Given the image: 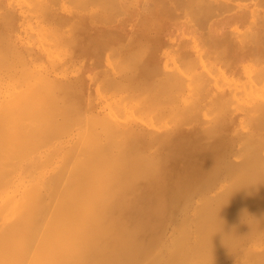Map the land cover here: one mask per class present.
Here are the masks:
<instances>
[{"label": "bare ground", "instance_id": "6f19581e", "mask_svg": "<svg viewBox=\"0 0 264 264\" xmlns=\"http://www.w3.org/2000/svg\"><path fill=\"white\" fill-rule=\"evenodd\" d=\"M103 1L115 2V0H102V2ZM118 1H120V4H123L122 0ZM140 1H142L143 4H145V2H148V0ZM155 1L161 2L162 8H165L166 12L165 14L161 12L166 16L165 18H160L161 27H164L166 23L172 24V21L180 18L182 20L179 22L182 24L192 21L194 23L197 22L200 27L207 29V31L203 29L205 31H203V33L207 34L210 37L228 40L232 38L233 35H235L233 28L235 27L234 25L246 21V16L239 11L240 9L233 12L231 11L234 8L233 6L235 5H230V1L227 2L228 4H226L227 0H223V2H217L218 0ZM263 1L264 0H262V2ZM95 2H97V0ZM151 2L149 0V3ZM260 2L261 1L259 0V3ZM33 3H37L35 4V7L37 6L38 9H45L51 13L52 8L50 0H38V2L33 0ZM68 3L70 4L71 1ZM77 3L79 6V1H77ZM142 3L141 5H143ZM259 3L255 0L254 4L264 6L263 4ZM148 5L149 6H147V8H153L151 7L153 4ZM106 6L107 8L109 6L111 7V5ZM116 6L119 7V5ZM74 7H76V5ZM100 7L102 6L100 5ZM115 9H117V7ZM103 10L105 11L104 8ZM139 14L140 13H138L137 15ZM155 16L156 15H154V18L158 17ZM4 17L11 19L9 13H3L0 9V20H2ZM260 17L261 18L259 19L261 20L262 16ZM139 20L136 19L137 22ZM250 23L248 21V25L252 27L253 23ZM238 31L239 32L237 35L241 34V36L239 35L241 38H239L242 40L243 30L241 31L242 33L240 32V30ZM42 34L43 30L41 31L40 37ZM251 35L249 36L252 37L253 35ZM36 37L39 40L38 35ZM205 37L206 36L204 35V38ZM261 39V42L264 43L263 37H261ZM48 40H50V37L48 38ZM128 40L126 39V41ZM133 42L134 41H132V43ZM205 42H207V39ZM253 42L252 44H254ZM165 43L166 40L163 43L160 41L161 45ZM127 44L128 46L130 45V43ZM143 46L145 47L146 45ZM253 46H251V48ZM48 48L51 49L49 46ZM148 48H150V46ZM46 49L44 48V50ZM150 50L152 51V48ZM141 51L142 53H144L143 50ZM133 52H135V54L133 53V57H135V55L137 54L136 48ZM49 53L50 55L52 54L51 52ZM182 53L185 57H188L189 55L188 50H186L184 47L182 48ZM131 54L132 53H130V55ZM144 54L142 58L145 57ZM54 55L56 56L55 52ZM136 56V58H138V54ZM171 56L172 55H170V57ZM106 58H108V56ZM119 59L121 60V58ZM245 59L246 54L240 53L234 55L230 60L228 68H230L233 72H237ZM0 60L3 61L2 59ZM7 60L3 62L6 63ZM207 61L208 60H206V62ZM15 62L19 63L17 61ZM119 62L116 64V67L114 66L115 63H113L114 69L118 67L117 65L119 64ZM164 64L165 59L163 66ZM2 65L4 64H1V66ZM124 66H126L125 63ZM156 66H159V58H157ZM249 66L251 67L250 64ZM145 67L147 66L145 65ZM120 68L121 67L119 66L118 69L120 70ZM131 68L132 67H130L129 69ZM147 68L148 71L152 70L154 72L153 69L149 70V67ZM23 71H25V74L28 73L30 75L31 81H27L25 78L19 76L23 75L22 73L19 74ZM26 71L28 72L26 73ZM29 71V68L17 71L19 75L16 76L20 77V80L19 78L16 79L19 80V83L21 84L20 81H23V79L28 82L24 85L23 88H19V91H17L19 83L16 82L18 83V86L15 84L16 80L14 77L16 76H12V74L8 75V79L10 78V76L11 78H14L12 80H15V86H13L14 84L12 86L17 90H13L15 94H11L13 92L9 91V94H11L10 96L4 98L1 97L0 99V264H175L174 262H179L178 259L180 258V256L178 257V251H180L179 246L181 247L182 245V238H180L181 240H179V238H177L178 236H170L171 234L168 231L170 235H168L169 239L166 241L163 240L162 233L163 230L168 226V224H171L172 230H174L173 232H171L172 235L173 233H179L180 229H184L183 231L185 233L182 232V234L184 233L185 235H187L188 232L185 225L187 223V220H189L190 223L192 222L193 229L191 230V232L195 234V238L192 243L189 244L190 246H188L187 244V247L184 246V248H186V250L188 251V255L192 253V256L189 257L185 254V257L183 256L181 260L183 259L185 261L184 264H196L201 261L196 260V257H198L197 254L204 249L209 250L211 248L212 234L215 230L218 231L219 229H222L223 225L225 224L224 221L226 220V218H228L230 213L233 212L234 214L235 211L236 213H240L242 216H245L243 215V213L245 214V212L241 213V210L243 209L242 211H244L245 208H243L242 205V208H240V198L242 194L248 193V191L245 192L244 190H229L227 186L231 183L234 186L237 184L238 187L239 183L243 182L244 180L253 179L251 177V174L254 175L255 173H253L252 171H264V160H262L264 158L260 157L258 154L259 152L264 151H262V149L261 151H259V148H257L256 146V144H258L259 146L261 143L260 141L264 140V129H260V127H251L252 129H249L244 133L239 132L236 134L234 133L235 135L231 134V130L233 128L232 123L241 111L224 113L223 115L216 117L212 122L209 120L210 123L207 125L197 124L196 126L188 129H183L176 126L163 132L152 130L149 125L146 124V122H143V119H140V117H138L139 120L137 121L113 120L111 125L109 124L111 130L110 132L108 131V133H111L112 131L113 134L117 133L119 135L128 137L132 141L131 146H133V150L136 149L134 151L132 150V153L131 151H129V153L131 154H129L128 156L126 154L128 152V148H126L128 147V145L126 146L124 145V143H122V145H118V143H116L117 139L115 140L114 138H112V134L109 139H114L115 143L117 144V149L115 147V143L113 144L115 147L114 149H116L113 150V152L115 151L114 155L118 154L120 156H111V154L113 153L111 151V144L114 141L110 142L109 139L105 138L106 140H109L108 142H110V147L108 149L109 144H105V147V145L103 144L104 142L106 143V141H102V144V142L99 141L98 138V140H92L93 144L90 142L91 138L90 140L88 138L89 143L92 144H90L91 146H89L88 142L86 141L87 137L82 142H87L84 143L89 146V150L92 153L90 154L88 150H82L84 148L78 149L80 151L82 150L83 154L88 151L90 156L88 155V153H86L87 155H84L87 157H83V155L77 157L81 154L78 151L80 154L77 155L76 158H74L76 153L74 152L75 155H73L72 151L73 149L75 151L74 146L76 147V144L74 143L72 150L68 151L69 147V149H71V146H68V143L70 141L65 140L64 138L55 143L54 148H44L42 150L43 152H37L34 150L37 149L36 144H38L37 147H39L40 144L42 146L44 144H47L46 142H49L51 138L48 140L46 137L49 138L53 136H46V134L48 135L49 132L52 131V128L55 129L59 126L57 125L58 119L54 122L56 116H58L57 112H59V110L57 112L55 111L53 118L54 120L52 119L53 115L51 116V113L55 108H60L56 106L60 102L56 103V105L52 103L58 102L59 100H57L59 96L56 94L58 96L57 97L51 91V89L54 88L53 85H56L55 87L57 90L63 89L65 91H68L66 85L69 84L72 87V90H74L75 93L77 92V96L83 95L85 89H83V87H78L76 84L77 82L74 80H71L69 83L66 82L65 84H63V82L62 84H60L55 82V79H53L49 73L43 75H31L32 73H29ZM12 73L13 75L15 74V72ZM249 73H247V76ZM29 75L26 78L29 79ZM132 75L133 74L129 76L127 74V77L129 76L131 78ZM23 76L25 77V75ZM34 77L38 78V80L36 81ZM110 80H112V78ZM114 80V82H118L116 81V79ZM231 80H233V78ZM120 82L121 81H119L118 86L121 85ZM253 82L255 84L258 83L257 81ZM113 84L114 83H112L111 85ZM96 87L97 86H95V88ZM123 87L125 86L123 85ZM241 87L244 86L242 85ZM106 88H108V86H106ZM114 89L119 90L118 87H114L113 90ZM259 89H261V87H259ZM52 90L54 91V89ZM50 91L52 92V95H50ZM111 92L112 91H110L109 94H111ZM53 94L55 97L53 96ZM256 94L259 95L258 93H255V95ZM45 95L55 98H51V100L53 101L50 102V97H48V102L53 104V106H55L54 108L50 103L48 105V102H46L47 100H45L48 98H44ZM97 95H99V92ZM232 95L234 96L235 94L232 93ZM64 96L62 97L65 98ZM209 96H211V94ZM123 97L125 98V96ZM219 97L222 99L225 97V94H223V92H220ZM260 97L263 98V96ZM128 98H126V100ZM132 99L131 101H133L134 103V100ZM236 99L239 101V98ZM64 102L66 101L64 100ZM75 106L76 105H74V108ZM124 106L126 105L124 104ZM151 106L155 108V113H158L157 116L159 115V113L161 114L166 111V108L160 103H154V105ZM50 107L53 108L51 109L52 111L49 110ZM147 107L148 108L146 109L150 111V107ZM110 109L112 112L113 109ZM107 112L111 115L114 114V116L118 118V115L116 116L113 112L110 113V110H108ZM60 113L62 112H59V114ZM130 113H133L131 109ZM69 115H67V118L69 117ZM75 115L77 114L75 113L74 116H70V119H72V121L74 120L73 124L78 122L77 119L80 118V121L83 119L81 118L82 116H77L78 118H76ZM133 115L134 114H132V116ZM150 115L151 113L149 112L150 118L148 117V119H150L151 121L152 115ZM137 116H139V114H137ZM137 116L134 115L135 118ZM205 116H207V114ZM73 117L76 119H74ZM86 117H88V115ZM89 117L87 118L86 123H91L90 125H98L100 122H102V124L104 125L103 122H107L105 115L101 112V110L96 108L90 109ZM65 118L66 115L64 116V119ZM119 118H121V116ZM89 119H92V121L90 122ZM61 120H63V118ZM70 122L71 120H69L68 124ZM82 122L83 120L76 126L77 128L73 133L76 139L73 137L74 141L71 142H75V140L79 141L81 137L84 138V135L82 136V133L84 132L85 134L86 132L83 128H80V126L82 127ZM151 122L150 124L154 126V124H152ZM54 123H56L57 126L54 125ZM53 125L55 126V128ZM67 126L69 127L71 125L69 124ZM158 126H156L155 124V127ZM85 127H88V129H90L91 126L89 127L88 124H86ZM102 127L105 129L106 123ZM102 127L99 129L94 127L95 130H88L85 136H88L92 131H96V129L99 131V134ZM63 128H61V130L63 131L59 132V137H61L60 135H62L65 130ZM221 128H224V132L221 130ZM58 129L57 131H60ZM55 130L52 131L49 135H52L53 132L56 133L57 131L55 132ZM67 130L69 131V128H67ZM104 131L107 132L106 130ZM92 133L94 134V132ZM225 133H227V136L224 137ZM41 134H43L41 137L42 141L39 137L41 136ZM56 135L57 133L55 134V137L53 139L59 138ZM105 135L107 136V133ZM102 137L105 136L103 135ZM37 138L39 143H37L38 141H36ZM120 140L121 138L118 141L120 142ZM183 140L194 141L195 143L182 144L181 142ZM96 141H98V144H96ZM121 141L123 142V140ZM80 143L77 142L78 147L80 146ZM85 144L83 146L88 149ZM99 144L103 145L105 147V150H107L103 153V155L107 153V157L106 155L102 157L99 156L104 151L102 149L101 152V148H103V146L101 147ZM67 152H72L74 159L72 158L71 153L69 154ZM96 152L100 154L98 155ZM67 154L71 156L73 161ZM54 156L55 158L52 159V157ZM66 156L68 159L66 158ZM236 156H239L244 163L243 169L241 168L242 164L240 165V169L236 168L239 164L238 160L234 158ZM66 159L71 160V167H69L68 164L71 162H66ZM243 171H245V173ZM247 171H250V174L248 176H246ZM254 180L255 178L253 179V181ZM254 192H256V190H253L248 194L250 195ZM231 197L234 198V201L236 200V202L232 201L234 204L239 203L238 209H240V212L236 211V205L234 206V211L230 209V211L232 212H228L227 203L231 199H229V201L227 199ZM262 205H264V200ZM179 215L183 216V219L180 217L182 220L179 218V221L183 222L184 219H187L186 223H182V225H184V228L183 226L181 228L179 226L181 224L177 223L179 222L177 220V217ZM241 215L238 216L235 214L233 219H235V222L238 226L242 227L244 225L243 233L240 234L237 239H235V242L232 245H229L223 252L218 255V257L215 259L214 264H264V219L261 221H253L252 217H248L247 219L243 218ZM245 220H247V222ZM241 222H243V225L240 224ZM191 232L190 234L193 235ZM169 236L172 238L170 239ZM166 237L167 236H165V238ZM188 237L189 235H187V238L185 237L186 240L188 239ZM177 248H179L178 251ZM172 249H175L174 251L176 252L173 251V254H170ZM178 264L181 263L179 262Z\"/></svg>", "mask_w": 264, "mask_h": 264}, {"label": "rangeland", "instance_id": "374dc122", "mask_svg": "<svg viewBox=\"0 0 264 264\" xmlns=\"http://www.w3.org/2000/svg\"><path fill=\"white\" fill-rule=\"evenodd\" d=\"M34 1L38 2V0H34ZM55 1L56 0L54 1L50 0L52 14L45 9L43 10V9H38L37 6L35 7V4L37 3H33V0H25V2L24 0H1V3H0L1 11L3 13H9V15L11 16V19L4 17L2 20H0V59L5 61L9 58L6 61V63L0 60V90L2 89L1 91L4 92L3 94V92L0 91V99L1 97L4 98L7 96H10L11 94H15L14 91H16L17 89H18L17 91H19V88H23L24 85L28 83L26 82V80L31 81L30 75L27 73L28 71H26L27 74H25V71L19 73V74L22 73L23 75H25V77L23 75L22 76L19 75L17 72V71H21V69H27V68L30 69L29 73H32L31 75H34V74L43 75V74L49 73L50 76L53 79H55L54 81L57 83L62 84L64 82L63 84H65L66 82L69 83L71 80L72 81L74 80L77 82L76 84L78 87H83V89H85L83 95L77 96L76 94L77 92L75 93V91L72 90V87L69 84H68L69 86L66 85L68 91H65L63 89L57 90L55 87L56 85H53L54 88L52 89H54V91L52 89L51 91L55 95L57 94L59 96L58 97L56 95L58 97V98L56 97L57 100L58 99L59 100L58 102H52V103L56 105V103L60 102L59 104L56 105L57 107H60V108L59 109L55 108L54 111L51 110L55 107L53 106V104L50 103L51 101H53L51 100V98L55 97L54 94H53L54 97L45 95L44 98L50 97V102H48L49 98L45 100H47L46 102H48V105L50 103L53 106V108L50 107L49 109L52 111L51 113V116L53 115L52 119L54 118L55 111L57 112L59 110V112H62V113L59 114V112H57L58 114L57 113L56 114L58 116H56L55 120L53 119L54 122L58 119L57 125L60 126V127L58 126L59 129L58 127L55 128L54 125H56V123H54L53 126L56 130L53 128L51 130L52 131L55 130V132L57 131V129L60 130L56 132L57 133L56 136L58 137L60 134L59 132L63 131L61 130L63 126H64L63 129L65 130L62 133V135H60L61 137H59L58 139H53L56 133L53 132L54 134L52 133V135H49L51 134L52 131L50 132L48 131L49 134L48 135L46 134V136H53V137L48 138L45 136L48 140L50 138L51 140L49 142L47 141L46 142L47 144H44L43 146L40 144L41 147L40 146L37 147L38 144H36L37 149H34L35 151L43 152L42 150L44 148H49V147L54 148V144L64 138L65 140L70 141L68 143V146H71V149H69L70 148L69 147L68 151L72 150V147L75 143L77 147V152L79 151L81 153V154L79 152L77 153L76 147L74 146L75 151L73 149L72 152H73V155H75L74 152L76 153V155L74 157L72 155V152H70L72 155V158L73 157L76 158V156L79 154L80 155L77 157H80L82 155L83 157H87L84 155H87L86 153H88V151L90 154L92 153L89 150L90 149L89 146L93 144V141H95V139L98 138L99 141L101 142L106 141V143L104 142V144L102 142L103 145L109 144L111 141H114V139L115 140L117 139L116 143H118V145L120 144L122 145V143H124V145L126 146L128 145V147H126L128 148L127 149L128 152L126 153L128 156L129 154L132 153V150H133L132 148L133 146H131L132 144L131 139H129L128 137L119 135L117 133L113 134L112 131L111 133H108V131L110 132L111 130L110 125L113 120L114 121H135V120L137 121L139 120L138 117H140L141 120L143 119L144 120L143 122H146V124L149 125V127L152 130L163 132V131H166L167 129H171L176 126L183 128V129H188V128L196 126L197 124L207 125L210 123V121L211 122L214 121L216 117L223 115L224 113H229L232 111H241L232 123L233 128L231 130V134L235 135L236 133H239V132L244 133L247 130L252 129L254 127L256 128L260 127V129H264V82H263L264 81V46H263L264 43L261 42L262 40L261 37H263V41H264V18H263L264 17V14H263L264 6L254 4L255 0H227V1L224 0L226 1V4H228L227 2L230 1L229 2L230 5L231 4L232 6L235 5L233 6L234 8L231 10L232 12L240 9L239 11L246 16V21H244L243 23L234 25L237 28L236 29L235 27H233L235 35H233L232 38L228 40H222L216 37L215 38L210 37L207 34L203 33V31L204 30L207 31V29L200 27L197 22H195L197 24H195L193 21L182 24L179 22L182 20L180 18L172 21L171 22L172 24L166 23L164 27H161L160 18L161 17L165 18L166 16L163 14H165L166 12H165V8L164 9L162 8L161 2H157L155 0H150V2L152 1L151 3H149V0H148V2H145V4H143L142 1L140 0L139 2L138 0H129V1L122 0L123 4H120V1L118 0H115L116 3L111 2V1L110 2L105 1L106 2L105 3L104 1L102 2V0L101 1L97 0V2H95L96 0H90V1L89 0H82V1L80 0H76V1L75 0H57L56 2ZM70 1H71L70 3L71 5L68 3ZM77 1H79L80 7L78 6ZM221 1L223 2V0H218L217 2H221ZM256 1H258L259 3V0H256ZM260 1L261 2L259 4L264 5L263 3L264 1L263 2L262 0ZM141 3L143 5H141ZM148 4H153L152 6L150 5L151 7H153L151 8L152 10L149 7L147 8V6H149ZM75 5L76 7H74ZM100 5L105 9V11L103 10L102 7H100ZM106 5L108 6L111 5V7L109 6L107 8ZM116 5H119V7ZM116 7L117 9H115ZM174 11H175V7H174ZM138 13L140 14L137 15ZM154 15H156L155 17L157 16L158 17L154 18ZM260 16H262L261 20L263 21L259 19L261 18ZM136 17H139V18H136ZM136 19L138 20L140 19L139 20L140 22L139 21L137 22ZM248 21L249 23L250 22L253 23V26L251 25L252 27L248 25ZM78 25H80L81 27ZM42 30H43V34L41 35L42 37L41 38L40 34ZM238 30H240V32L243 30L242 31L243 33L242 32L241 33L244 35V37L242 35V38L243 39L245 38L244 40L240 39L241 34H239L240 36L237 35L239 32ZM251 30L252 31L254 30V31L252 32ZM202 34H204L207 38L206 37L204 38V35ZM260 34H263V35H260ZM37 35L40 41L36 37ZM249 35H251L253 38L250 37ZM44 36L45 37L48 36L46 37L47 40L45 39ZM49 37H50V40H48ZM133 38L136 40H134ZM126 39L127 40L132 39V40L126 41ZM206 39H207V42H205ZM165 40H166V43H165L166 45L165 44L161 45L160 41L163 43ZM132 41L134 42L132 43ZM115 42L117 45L115 44ZM252 42L255 45L252 44ZM45 43L47 44V46ZM127 43H130V45L128 46ZM124 44L127 45L128 47L125 46ZM143 45H146V46L144 47ZM147 45H149L150 48H148L149 46ZM48 46L51 49H49ZM116 46L119 48H117ZM251 46L253 47L251 48ZM121 47L122 48L124 47V48L122 49ZM183 47L186 50H188L189 52L188 57L183 56V53H182ZM44 48L45 49L47 48V49L44 50ZM135 48L138 54V58H141V59L136 58L137 54L135 55V57H133V53L135 54V52H133ZM145 48L147 49V51ZM151 48H152V51L150 50ZM138 49L143 50V52L146 54L142 53V51L141 50L139 51ZM48 51L51 52L53 55L52 54L50 55ZM53 51L55 52L57 57L54 55ZM130 53L132 54L130 55ZM240 53L246 54V59L242 63L239 70L237 72H233L230 68H228L230 60L232 59L234 55H237ZM105 54L108 56L109 59L106 58L107 56ZM143 54L145 55V57L142 58ZM170 55H172L171 56L172 58L170 57ZM256 56H257V59H256ZM119 58H121V60ZM157 58H159L158 67L156 66ZM134 59L137 61H135ZM164 59H165V64L163 66ZM199 59L201 62L199 61ZM119 60L121 63L119 62ZM206 60L208 61L206 62ZM15 61L19 63H16ZM118 62H119V64L117 65L118 67L114 69V66L116 67V64ZM113 63H115L114 66H113ZM124 63L126 66H124ZM1 64H4V65L1 66ZM138 64L140 67L138 66ZM141 64L143 67L141 66ZM249 64L251 65V67L249 66ZM145 65L149 67V70L153 69L154 72L152 70L148 71V68L145 67ZM176 65L178 66V68ZM119 66L121 67L120 68L121 72L118 69ZM133 66H134V69H133ZM165 66L167 67L169 66L170 68L169 67L167 68ZM203 66L206 67L207 69L204 68ZM130 67L132 68L129 69ZM178 69H180L181 71ZM209 71H210V74H209ZM12 72H15V74L13 75ZM181 72H184V73H181ZM247 73H249L248 74L249 77L247 76ZM11 74L12 76L19 75L20 77H23L26 80L24 79L23 81L21 80L20 81L21 84H20L19 83L20 77L18 76L14 77L16 81L12 80L14 78L13 77L11 78V76L8 79L9 77L8 75H11ZM58 74H61V75H58ZM127 74L129 76L131 74L133 75L131 76V78L128 76L129 77L128 79ZM185 74H187L188 77ZM28 75H29V79L26 78L28 77ZM124 76H126L127 78ZM110 77L112 78V80H110L111 79ZM229 77L231 79L233 78L234 81L231 80ZM16 78H19V80ZM113 78L116 79V81L118 82L117 83L114 82L115 80ZM249 78L252 80H250ZM34 79H36V81L38 80V78H35V77ZM14 81L17 86H18V83H19V86L20 85L21 86L20 87L16 86L17 89L13 87L15 86ZM119 81H121L120 86L123 87L124 85L125 87L121 88L120 86H118ZM253 81L255 82L257 81L258 83L255 84ZM111 82L114 83L113 84L114 86L111 85L112 84ZM242 85L244 87H241ZM95 86L97 87L95 88ZM106 86H108V88H106ZM112 86L113 88L118 87L119 90L114 89L115 90L114 91ZM259 87H261V89H259ZM109 90L112 91L111 94H109L110 92ZM249 90H252V91H249ZM9 91L13 93L9 94L10 93ZM63 91L66 95L63 93ZM97 91L99 92V95H97L98 94ZM254 91L255 93H258L260 96H263V98L257 94L255 95ZM52 92L50 95H52ZM220 92H223V94H225V97L222 99L219 97ZM250 92H251V95H250ZM232 93L235 95L233 96ZM60 94L62 96L65 95L64 96L65 98H63ZM210 94L211 96H209ZM127 95H129L130 97ZM123 96H125V98ZM126 98L128 99L126 100ZM236 98H239V101ZM104 99L108 103L105 102ZM131 99L134 100V103L133 101H131ZM64 100L66 102H64ZM154 103L156 104L160 103L162 106L166 108V111H164V113H161V114L159 113V115L157 116L158 113H155V108L151 106V105H154ZM124 104L129 108L124 106ZM74 105H76L75 108H74ZM147 106L150 107V111L146 109L148 108ZM91 108L99 109L105 115L107 122L105 121L103 123L104 125L106 123L107 129L106 128L104 129L102 127L104 126L102 122H100L101 125L100 123L98 125L96 124L97 127L95 124L94 125L92 124L93 125L92 126L90 125L91 123L90 124L86 123V120L89 117ZM107 108L108 110H110V113L113 112L115 113L116 116L118 115V118L115 117L114 114L113 115L108 114ZM110 108L113 109L112 112ZM130 109L133 113H130ZM149 112L152 115L151 117L152 118L151 121L153 120L152 122L150 121V119H148ZM75 113L77 114L75 115L76 118H78L79 116H82L81 118H83L82 119L83 124H81L82 127L80 126V128L81 129L83 128L86 133L88 130H95V128L99 129L102 127L103 130L100 129V133L98 134L99 131L96 129V131H92L94 132V134L91 132L90 133L91 135L89 134L88 136L87 135L85 136L86 133L84 134V132L82 131L83 132L82 136L84 135L83 136L84 138L81 137L80 139L81 141L75 140V142H71V141H74V138H75L73 133H74V130H76L77 128L76 126L82 121V120L80 121V118H79L77 119L78 121L76 122L77 124L76 123L73 124L74 120L72 121V119H70V116L71 117L74 116ZM154 113L156 114V116ZM132 114L136 116L137 114H139V116H137L136 117L137 119H136L134 115L132 116ZM206 114L207 116H205ZM63 115L64 116L66 115L65 119ZM67 115H69L68 117L69 119L67 118ZM87 115L88 117H86ZM120 116L121 118H119ZM62 118L63 120H61ZM69 120H71L73 125L70 122L69 124L71 126L68 127L67 125H69L68 124ZM163 120H165L166 123ZM89 121L91 122L92 119H89ZM150 122L154 124V126L151 125ZM86 124H88L89 127L91 126L90 129H88V127L87 128L85 127ZM155 124L156 126L158 125L159 126L155 127ZM66 127L69 128V131L67 130ZM223 129L221 128V130L224 132ZM104 130H106L107 132H105ZM103 133L105 134L107 133V136L108 134L109 136L107 137ZM111 134H112V138H114L113 140L112 138L111 140L109 139ZM226 134L227 133L224 134V137L227 136ZM42 135L43 134H41V136L39 137L41 138ZM103 135L105 137H102ZM86 137H87L86 141L88 142L89 146L85 144L87 143L86 141H84L85 143L82 142L83 140L86 139ZM88 138L89 140L91 138L90 142L92 144L89 143ZM105 138L109 139L110 142H108L109 140H106ZM120 138L121 140H123V142L121 140L120 142L118 141ZM36 141H38V138ZM41 141H42V138H41ZM77 142L78 143L81 142L82 144L80 143L79 144L80 146L78 147ZM260 142L259 143L261 146L259 145L260 146L259 147L258 144H256V146L257 148H259L258 149L259 151H261V149L262 151H264V140H261ZM37 143H39V141ZM70 143H73V144H70ZM114 143L115 141L112 142L111 144L112 152L113 150L117 149L116 143H115L116 149H114L115 148L113 145ZM181 143L182 144H193L195 142L189 141V140H183ZM84 144L88 147V149L85 146H83ZM96 144H98V141H96ZM99 145L101 147L103 146L101 144ZM105 147L103 146V148H101V152H102V149L104 151L101 154L99 153L100 155L97 152L96 153L101 157L105 156L107 154L105 153V155H103V153L107 151L105 150ZM109 147H110V144L108 146V149ZM34 148H35V145H34ZM79 148L80 149L84 148L82 150L84 151L88 150V151L85 152V154H83L82 150L81 151L78 150ZM129 151H131V153H129ZM89 153L88 155L90 156ZM109 153H108V156H109ZM114 153L115 151L111 154L112 157L116 155V154L114 155ZM258 154L260 157L264 158V152H259ZM54 158L55 156L52 157V159ZM234 158L238 160L239 162L236 168L240 169V165L242 164L241 168L243 169L244 163L242 162L240 157L236 156ZM68 161L71 162V160H67L66 162ZM68 164H69V167H71L70 165L72 164V162ZM243 172L245 173V171ZM249 172L250 171L246 172V176L250 174ZM252 172L255 173L254 175L251 174V177L253 179L255 178L254 181L253 179H246L243 182L239 183L238 187H237V184L235 185L236 186L235 187L231 183L227 186L229 190H234V191L244 190L245 192L248 191V193L253 190H256V192L250 195L248 193L241 195L240 206L242 205L243 208H245L244 211H242L243 209L241 210V213L245 212V214L243 213V215L245 216H242L240 213L238 214L234 211L235 208H237L236 211L240 212V209H238L239 203L234 204L232 202L234 201L233 200L234 198L233 197L228 198L227 200L229 201V199H231L230 200L231 202L230 201H229L230 203L228 201H227L228 203L226 202L228 206L227 210L229 213L234 211V214L233 212L229 214L228 218H226V220L224 221L225 224L223 225L222 229H219L218 231L217 230L214 231L211 237L212 239L211 248L209 250L204 249L197 254L198 257H196V260L202 261V263L201 261L198 262L199 264H214L215 259L218 257V255L221 252H223L229 245H232L235 242V239H237V237L243 233L244 231L243 222L240 223L243 225L242 227L238 226L237 223L235 222V219H233L235 214L238 216L241 215L243 218H247V219L248 217H252L253 221H257V220L261 221L264 219V205H262L263 200H264V195H263L264 194V171L259 170V171H252ZM258 175L261 179L258 177ZM234 202H236V200ZM235 205L237 207L234 208ZM242 206L240 208H242ZM230 209L232 211H230ZM180 217L183 219V216L179 215L177 217L178 221ZM186 220L187 219H184L183 222L186 223ZM245 221L247 222V220ZM179 222H177L178 224H181L179 226L181 228L183 226L184 228V225H182L183 222L182 221H179ZM170 225L171 224H168L170 228L167 226L163 230V233H162L163 240L167 241L169 239L168 235L171 234L170 236H174V235L178 236L177 238H179V240H181L180 238H182L181 244L182 245L184 244L183 248L184 246L187 247V245L190 246L189 244L192 243V241L195 238V234L191 232V230L193 229L192 222L190 223V221L187 220V223L185 224L187 227V232H188V234L187 233L186 234L189 235L187 240H186L187 235H185L184 234L185 232L183 231L184 229L182 230L180 229L181 232L179 231V233H176L177 235L174 233L172 235L171 232H173L174 230H172V225L171 226ZM168 231L170 234L168 233ZM182 232L184 233L182 234ZM190 232L193 235H191ZM179 235H182V236L185 235V236H183L184 237L183 238L182 236H179ZM165 236L167 237L165 238ZM171 238L172 237H170V239ZM182 245L181 247L179 246L180 251H178L179 248H177L178 257L180 256L178 261L181 264H184L185 261L183 259L181 260V258L183 256L185 257V254L191 257L192 253L188 255L187 253L188 251L186 250V248H184L183 250ZM174 250L175 249H172L170 254H173L172 252ZM181 251L184 253H182ZM201 257L203 258V260ZM176 262L174 263L175 264L179 263V262L177 263Z\"/></svg>", "mask_w": 264, "mask_h": 264}]
</instances>
